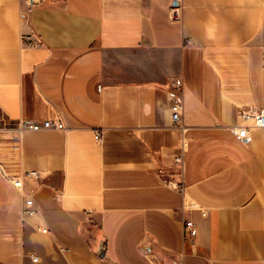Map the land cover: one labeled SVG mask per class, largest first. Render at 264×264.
<instances>
[{
	"label": "crops",
	"instance_id": "obj_1",
	"mask_svg": "<svg viewBox=\"0 0 264 264\" xmlns=\"http://www.w3.org/2000/svg\"><path fill=\"white\" fill-rule=\"evenodd\" d=\"M240 109L264 110V0H0V166L38 210L0 171V264H264V128L236 138Z\"/></svg>",
	"mask_w": 264,
	"mask_h": 264
},
{
	"label": "built area",
	"instance_id": "obj_2",
	"mask_svg": "<svg viewBox=\"0 0 264 264\" xmlns=\"http://www.w3.org/2000/svg\"><path fill=\"white\" fill-rule=\"evenodd\" d=\"M30 6L36 4V0H27ZM22 42L30 47L40 45V41L34 38L31 34L24 35L22 37ZM184 83L182 79H174L168 89V100L170 102V115L174 126H177L182 131L184 127L182 126L183 114L185 110V104L183 100ZM239 116L243 121V125L231 127V132L233 135L249 143L252 140L251 130L256 128H264V110H239ZM65 129L64 124L60 120H23L18 123V130L20 132L29 131H43V130H63ZM96 141L101 140V133L95 134ZM176 165L180 167L181 170L184 168V153L182 151L181 155L175 159ZM0 171L3 172L4 176L10 181L12 186L19 192L23 198V208H22V218L25 220L28 217H33L38 213L35 201L30 195H26L23 190V178L22 177H10L8 176L0 166ZM29 179H37L39 177L38 172L27 173L26 176ZM168 186H172L175 189H183V187L178 183H168ZM186 233L190 237H195L198 234L196 225L188 221L185 223ZM42 232L46 233L47 229H43ZM62 253H66L67 249L60 247ZM33 262H37L38 258H32Z\"/></svg>",
	"mask_w": 264,
	"mask_h": 264
},
{
	"label": "water",
	"instance_id": "obj_3",
	"mask_svg": "<svg viewBox=\"0 0 264 264\" xmlns=\"http://www.w3.org/2000/svg\"><path fill=\"white\" fill-rule=\"evenodd\" d=\"M98 255L101 257H103L105 255V249H104L103 244L100 245V248L98 250Z\"/></svg>",
	"mask_w": 264,
	"mask_h": 264
},
{
	"label": "rangeland",
	"instance_id": "obj_4",
	"mask_svg": "<svg viewBox=\"0 0 264 264\" xmlns=\"http://www.w3.org/2000/svg\"><path fill=\"white\" fill-rule=\"evenodd\" d=\"M1 118H2V116H1V114H0V120H2Z\"/></svg>",
	"mask_w": 264,
	"mask_h": 264
}]
</instances>
